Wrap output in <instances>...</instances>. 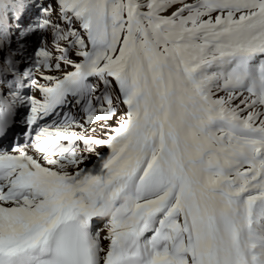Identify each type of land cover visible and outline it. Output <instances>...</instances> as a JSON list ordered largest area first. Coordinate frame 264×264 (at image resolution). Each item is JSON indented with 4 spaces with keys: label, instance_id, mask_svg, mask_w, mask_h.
<instances>
[{
    "label": "snow or ice",
    "instance_id": "snow-or-ice-1",
    "mask_svg": "<svg viewBox=\"0 0 264 264\" xmlns=\"http://www.w3.org/2000/svg\"><path fill=\"white\" fill-rule=\"evenodd\" d=\"M0 264H264V0H0Z\"/></svg>",
    "mask_w": 264,
    "mask_h": 264
},
{
    "label": "clouds",
    "instance_id": "clouds-1",
    "mask_svg": "<svg viewBox=\"0 0 264 264\" xmlns=\"http://www.w3.org/2000/svg\"><path fill=\"white\" fill-rule=\"evenodd\" d=\"M131 203V201H129V204ZM122 211V210H121ZM107 212L108 214H111L113 212V207L112 205H108V208H107Z\"/></svg>",
    "mask_w": 264,
    "mask_h": 264
}]
</instances>
